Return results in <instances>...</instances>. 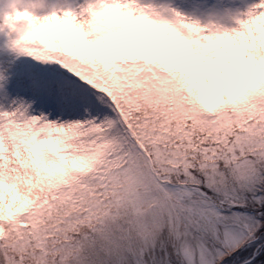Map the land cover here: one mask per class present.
I'll list each match as a JSON object with an SVG mask.
<instances>
[{
    "label": "snow or ice",
    "instance_id": "6c2138e0",
    "mask_svg": "<svg viewBox=\"0 0 264 264\" xmlns=\"http://www.w3.org/2000/svg\"><path fill=\"white\" fill-rule=\"evenodd\" d=\"M0 264H264V0H0Z\"/></svg>",
    "mask_w": 264,
    "mask_h": 264
}]
</instances>
